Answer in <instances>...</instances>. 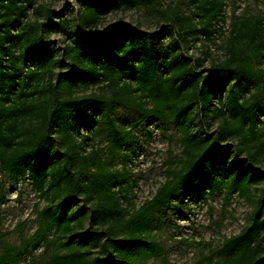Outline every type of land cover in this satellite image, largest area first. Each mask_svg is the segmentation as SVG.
I'll list each match as a JSON object with an SVG mask.
<instances>
[{
    "label": "trees",
    "instance_id": "obj_1",
    "mask_svg": "<svg viewBox=\"0 0 264 264\" xmlns=\"http://www.w3.org/2000/svg\"><path fill=\"white\" fill-rule=\"evenodd\" d=\"M79 1L83 31L109 13L130 10L164 27L146 32L117 23L102 34L69 33L60 54L43 23L30 20V9L40 16L44 6L0 0V163L12 173L28 166L47 202L35 236L56 247L42 264H145L154 213L185 189L199 197L216 183L228 197L239 192L252 200L253 209L244 229L225 238L219 258L207 255L199 264H264V187L257 194L253 189L264 180L254 167L264 155L256 128L260 87L251 92L261 81L264 88V21L239 19L223 54L210 60V45L226 21L225 0ZM201 37L202 56H187L184 50ZM118 107L139 112L132 128L117 127L112 116ZM89 108L106 120L105 159L90 160L86 138L76 136L77 117ZM151 117L174 121L182 152L166 181L136 208L131 185L120 186L122 175L108 166ZM213 121L216 131L209 132ZM235 136L246 142L233 150L225 142ZM253 139L259 140L255 149ZM12 253V247L0 252V264Z\"/></svg>",
    "mask_w": 264,
    "mask_h": 264
},
{
    "label": "rangeland",
    "instance_id": "obj_2",
    "mask_svg": "<svg viewBox=\"0 0 264 264\" xmlns=\"http://www.w3.org/2000/svg\"><path fill=\"white\" fill-rule=\"evenodd\" d=\"M172 1V0H167ZM36 6H44L40 16L30 9V20L43 23L51 42L59 49L69 41V33L102 34L117 23L134 24L146 32L161 31L164 23L158 19L147 18L140 10L109 13L91 30L83 31L80 26L79 0H35ZM226 21L221 32H217L216 42L210 45L211 58H218L224 52V46L233 24L239 19L257 16L264 21V0H225ZM54 22H59L55 24ZM166 37V36H165ZM204 39L192 42L184 53L196 58L202 56ZM209 61L204 69H209ZM56 65L55 73L60 71ZM264 78V61L261 64ZM260 87L258 102L257 130L264 137V88L262 81L251 89ZM247 92L245 97H250ZM218 100H215V104ZM70 112L69 120L74 119ZM139 116L135 110L118 107L112 118L117 127L132 128ZM76 136L86 138L85 154L90 160L100 156L107 158L108 129L100 110L89 108L83 117H77ZM62 122V120L60 121ZM218 121H213L209 132L216 131ZM75 129V127L73 126ZM134 137L122 147L117 148L116 158L108 167L117 170L122 176L119 185H131V194L136 208L145 204L155 194L157 188L166 181V171L174 166L182 152L180 135L173 120L151 117L133 131ZM259 141V140H258ZM257 139L250 141L256 148ZM239 136L225 142L233 150L242 144ZM246 150L243 151L245 156ZM255 168L264 171V155L258 157ZM264 187V180L253 182L255 193ZM260 188V189H259ZM224 186L216 183L206 187L199 197L185 189L179 197L171 200L169 206L154 213L151 223V237L147 243L150 253L144 255L145 264H199L202 257L211 255L219 258L218 250L225 238L240 233L253 209V201L243 194L235 192L228 197ZM46 200L39 195L30 168L12 173L0 163V252L12 247L13 253L6 264H42L55 251L56 244L48 247L42 237L35 233L42 224L40 211ZM87 225V222H86ZM52 234H49L51 238ZM264 246V232L259 237ZM152 248V249H151Z\"/></svg>",
    "mask_w": 264,
    "mask_h": 264
}]
</instances>
